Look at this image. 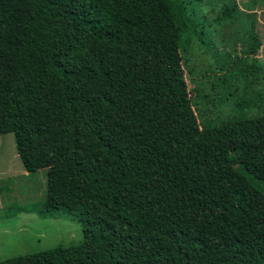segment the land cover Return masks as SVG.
Masks as SVG:
<instances>
[{"label":"trees","instance_id":"16d2710c","mask_svg":"<svg viewBox=\"0 0 264 264\" xmlns=\"http://www.w3.org/2000/svg\"><path fill=\"white\" fill-rule=\"evenodd\" d=\"M204 1L0 0V136L46 170L37 213L83 233L0 264H264V93L200 125L190 48L231 64ZM236 11L225 2L214 26Z\"/></svg>","mask_w":264,"mask_h":264},{"label":"rangeland","instance_id":"374dc122","mask_svg":"<svg viewBox=\"0 0 264 264\" xmlns=\"http://www.w3.org/2000/svg\"><path fill=\"white\" fill-rule=\"evenodd\" d=\"M227 1L205 0L203 15L212 22L209 30H215L212 37L219 55L231 64L222 73L211 54L195 44L184 65L201 126L218 113L221 117L235 109L252 113L255 96L264 93V0H234L237 11L233 19L215 27L217 11ZM252 31L256 35L255 52L250 54ZM251 63L263 71L241 75L239 69ZM224 80L229 93L226 101L221 100ZM46 191V170L25 171L14 135L0 136V260L83 241L80 224L74 217L45 218L37 213L46 200Z\"/></svg>","mask_w":264,"mask_h":264}]
</instances>
